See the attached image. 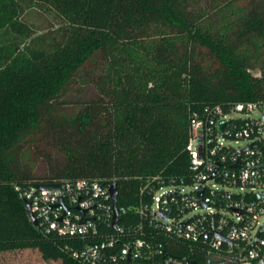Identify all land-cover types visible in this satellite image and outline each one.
<instances>
[{
  "label": "trees",
  "instance_id": "1",
  "mask_svg": "<svg viewBox=\"0 0 264 264\" xmlns=\"http://www.w3.org/2000/svg\"><path fill=\"white\" fill-rule=\"evenodd\" d=\"M237 103H264V0H0V254L82 264L80 239L34 228L15 187L99 180L125 210L106 253L141 238L204 264L207 243L137 209L155 178L190 181L192 116Z\"/></svg>",
  "mask_w": 264,
  "mask_h": 264
},
{
  "label": "built area",
  "instance_id": "2",
  "mask_svg": "<svg viewBox=\"0 0 264 264\" xmlns=\"http://www.w3.org/2000/svg\"><path fill=\"white\" fill-rule=\"evenodd\" d=\"M256 112L259 118L251 116ZM231 141L245 145L232 148L226 145ZM247 148L241 155V167L234 168L237 152ZM186 150L190 156V181L165 183L155 178L150 203L137 209L140 217L175 240L194 245L207 243L204 264H264V232L255 246L242 255L264 223V167L257 168L264 161V103H237L226 112L216 107L202 116L194 114ZM52 184H59L60 190H39L27 184L16 186L15 191L30 204L45 234L80 239L72 251V257L80 263L191 264L187 257L168 256L161 246L151 247L141 238L123 245L117 254L106 253L105 249L113 248L124 234L118 219L125 210L117 207L113 229L114 205L105 183L78 180ZM200 189L205 207L198 197ZM109 227L114 234H102ZM213 233L221 234L230 244ZM159 255L161 259L156 262Z\"/></svg>",
  "mask_w": 264,
  "mask_h": 264
},
{
  "label": "water",
  "instance_id": "3",
  "mask_svg": "<svg viewBox=\"0 0 264 264\" xmlns=\"http://www.w3.org/2000/svg\"><path fill=\"white\" fill-rule=\"evenodd\" d=\"M223 126H224V121H221L219 123V130L222 131L223 129ZM249 148L245 149V150H239L237 152V162L234 164V168H240L241 167V155L246 151L248 150ZM201 150V148H200ZM260 167H264V161H262L258 166L257 168H260ZM213 178V175L212 177ZM105 186L108 187L109 189V192H110V196H111V199L113 201V205H114V220H113V223H112V228L115 229V226H116V223H117V218H118V209H117V187H116V184L113 182V183H105ZM35 187L39 190H50V189H55V190H60V185L59 184H38V185H35ZM201 195H202V190L200 189L198 191V197L200 199V204L205 207V205L203 204V202L201 201ZM254 200H256V197L253 198ZM24 203V207L26 209V212L28 214V217H29V220H30V223L34 226V228H36L37 230H40V227L34 217V215L31 213V210H30V204L27 202V201H23ZM82 223H84V221L82 220ZM264 232V223L259 227V229L257 230V233L255 234L254 236V239H253V242L252 244H250L246 249L245 251L242 253V255H245L247 252H249L256 244L259 236ZM213 236H215L217 239L225 242V243H228L230 244V242L225 238L223 237L221 234H218V233H213ZM100 250L102 251L103 248H100Z\"/></svg>",
  "mask_w": 264,
  "mask_h": 264
},
{
  "label": "rangeland",
  "instance_id": "4",
  "mask_svg": "<svg viewBox=\"0 0 264 264\" xmlns=\"http://www.w3.org/2000/svg\"><path fill=\"white\" fill-rule=\"evenodd\" d=\"M254 75H259L258 71L252 72ZM253 118H259V113H253L251 115ZM226 145L232 148H242L244 147L245 143L242 141L235 142L231 141L226 143ZM42 163L38 161L36 166L39 168L42 167ZM264 221V217L261 218V222ZM0 264H61L60 262H49L44 261L41 255L38 253L37 250H23V251H14V252H7L0 254Z\"/></svg>",
  "mask_w": 264,
  "mask_h": 264
}]
</instances>
